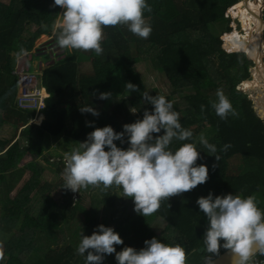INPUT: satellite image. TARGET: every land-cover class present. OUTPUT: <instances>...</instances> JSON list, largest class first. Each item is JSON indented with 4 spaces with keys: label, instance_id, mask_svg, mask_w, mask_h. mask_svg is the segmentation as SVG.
<instances>
[{
    "label": "trees",
    "instance_id": "obj_1",
    "mask_svg": "<svg viewBox=\"0 0 264 264\" xmlns=\"http://www.w3.org/2000/svg\"><path fill=\"white\" fill-rule=\"evenodd\" d=\"M229 1L147 0L153 9L145 13L152 27L149 38L141 39L123 26L107 27L102 41L104 52L100 56L92 51L71 49L67 53V49L61 48L58 61L36 72L49 94L44 120L36 124L31 123L34 112L16 106L19 85L18 68L12 67L13 59L17 58L14 53L24 48L28 52L24 57L46 54L50 59V44L60 48L51 25L62 9L52 7L54 0H0V127L9 124L15 131L13 139H0V264H85V258L76 253L81 233L90 236L101 224L121 235L124 244L115 246L117 252L125 246L139 250L145 240L156 237L163 243L183 246L187 264H206L227 250L221 247L215 255L208 253L203 245L208 221L196 204L199 197H206L210 192L214 197L228 193L243 197L255 195L258 207L264 211V120L256 113L249 94L238 88V79L243 87L254 81L251 69L255 64L249 57L248 42L258 36L257 3L255 0ZM226 2H229L232 32L230 20L221 10ZM262 5L263 0H259V6ZM222 20L228 24L224 33L230 32L224 37L228 55L222 35H215L211 30L213 23ZM45 24L48 29L42 26ZM43 36L51 39L38 46ZM258 38L250 45L255 50V61L262 62L264 47L259 52ZM80 55L92 62L90 73L80 71ZM142 62H150L164 74L172 100L185 106L180 108L174 104L182 126L193 132V140L174 139V149L183 143L195 142L204 133L209 143L217 146L216 155L220 156L217 167L213 168L217 163L215 158L197 143V150L201 152L197 164L207 165V182L163 200L154 213L175 235H158L145 216L130 209L133 201L123 197L122 189L115 186L107 191L91 186L81 189L77 200L75 193L63 189L64 161L52 160L45 147L49 137L83 142L94 130L86 126V121L99 128L111 126L119 133L123 125L141 119L145 108L151 109L142 100V93L160 95L158 89L148 90L135 70ZM119 67L126 81L139 90L130 94L126 91L123 102L112 112L106 108L105 100L98 97L114 88ZM217 89L223 90L237 116L229 115L227 120H221L215 115L209 101L216 99ZM128 104L138 111L137 115L128 109ZM201 105L205 106L203 112ZM83 106L95 107L100 115L81 114L79 107ZM115 143L121 148L128 146L126 142ZM225 144L231 147L220 151ZM28 155L32 158L31 165L21 167ZM51 162L61 177L58 184L44 178L47 171L44 164L49 166ZM59 189L63 196L56 200L54 191ZM83 198L91 199L89 209L82 205ZM99 207L108 213L102 222L97 217ZM105 260L104 264H117Z\"/></svg>",
    "mask_w": 264,
    "mask_h": 264
},
{
    "label": "clouds",
    "instance_id": "obj_2",
    "mask_svg": "<svg viewBox=\"0 0 264 264\" xmlns=\"http://www.w3.org/2000/svg\"><path fill=\"white\" fill-rule=\"evenodd\" d=\"M52 7L63 10L55 15L57 19L51 25L56 43L63 49L92 51L100 56L107 27L123 26L141 39L149 38L152 32L145 17L146 12L153 11L147 0H54ZM42 26L49 28L47 24ZM14 55L20 59L28 52L21 48ZM124 87L129 94L139 90L131 82ZM111 96L105 92L98 98L109 100ZM141 97L151 109L145 108L142 119L123 125L122 132L117 133L111 126L95 127L86 121V126L94 130L64 153L63 189L76 193L90 186L101 191L115 186L122 189L123 197L133 201L134 211L144 217L155 213L163 200L207 182V165L197 164L201 158L197 143L215 158L213 168L220 160L217 146L200 133L195 142L172 150L174 139L191 141L193 132L182 126L180 113L166 96L144 91ZM209 104L221 120L238 115L222 89H217L216 99ZM200 108L201 112L205 110L204 105ZM79 111L100 115L93 106L79 107ZM130 111L135 114L134 108ZM116 141L126 142L127 148L118 147ZM230 147L225 144L220 151ZM196 204L208 221L202 237L208 253L218 255L223 247L232 254L235 264H250L255 249L264 253V211L258 207L255 195L228 193L214 197L210 192L199 197ZM123 244L114 228L101 224L90 236L81 233L76 253L85 258V264H104L105 257L113 254L117 264H187L186 250L179 243L166 244L153 237L145 240L139 250L125 246L117 252L115 246Z\"/></svg>",
    "mask_w": 264,
    "mask_h": 264
},
{
    "label": "rangeland",
    "instance_id": "obj_3",
    "mask_svg": "<svg viewBox=\"0 0 264 264\" xmlns=\"http://www.w3.org/2000/svg\"><path fill=\"white\" fill-rule=\"evenodd\" d=\"M243 1L245 2L246 0H243ZM227 25H228L227 21H225V20L218 21V22H215L211 25V30L215 35H222V37H223V33L225 31H227V29H226ZM230 25H231V21H229V27H230ZM232 30H233V28H231V31ZM50 39L51 38L49 36H43V37H41V39L38 40L37 45L39 46L42 43L49 41ZM263 40H264V36H263ZM253 51H255V50L253 49ZM251 52H252V50L249 53L250 59L252 57H254V53L251 54ZM60 54H62V51L60 53H58L57 56H56V54L55 55L50 54V57H51L50 59H47L46 54L45 55H36L33 58L23 57L22 59L19 60V63H18L19 68L18 69H19V71H21L22 69L27 70L29 67V71L31 73L37 74L36 72L38 70L43 69L47 65L52 64L53 61H58L60 59V57H59ZM227 55H228V52H227ZM263 57H264V55H263ZM260 61H261V59H260ZM254 63H255V61H254ZM79 64H80L79 65L80 71L82 73H86V74L90 73L93 69L92 62L89 60H86L83 57V55L79 56ZM261 64H262V62H261ZM259 67H257V65L255 63V65L251 69L253 72V77H254L253 83H247L243 87L242 81L238 78H236V79H238L240 81V83L238 84V88L240 90H242L243 92L249 94L250 99L253 101L254 109H255L256 113L264 120V80H262L260 73L256 72L257 70H259V71L261 70V72L264 73V66L262 64V69ZM36 68H37V70H36ZM135 70L139 73V75L143 79L148 90L158 89L160 95L166 96V98L168 100L173 102V105L178 104V106L180 108L181 107L185 108L184 105L180 104L179 102L176 103L175 100H172L171 92L169 90V86H168L166 77L164 76V74L162 72L155 70L152 67V65L150 64V62H147V63L142 62V63L137 64L135 66ZM253 77H252V80H253ZM232 80H235V79H232ZM126 83H128V82L125 79L124 72L119 67L117 69V72L115 75V83H114L115 86L111 91H109L112 94V96L109 100H105L106 108L109 109L110 111L113 112V110L117 107V105H119L123 102L124 94L126 92L124 86ZM113 101H116V102L113 103ZM175 105H174V110L176 107ZM127 107H128V109L131 108L129 106V104ZM123 111H125L124 108H123ZM137 114H138V111L135 110V115H137ZM142 117H143V115H141V119H142ZM38 119H37V124H39ZM48 139H50L49 144H47V140H46L45 147H47V149L49 150L50 155H52V157H53V159L52 158L51 159L54 161H59V160L64 161V159H63L64 153L70 151L73 147L77 146L74 143L77 141H74V140H71V139H68L65 137H61V138L49 137ZM54 144H55V146H53ZM170 148L172 150H175L173 143H171ZM26 157L24 158V160L20 164L21 167H25L26 165L29 164V161L32 160L31 157H28V158H26ZM52 165H54L53 162H51V164L49 166L46 163L44 164V167L47 166V171L44 174V178H45V181L51 182L53 184H58L60 182L61 177H59L56 174V171H55L56 167H54ZM76 194H77V197H76ZM54 196H55L56 200H61L62 196H63L61 189L54 191ZM74 197H76L78 200L80 198V191L76 192ZM80 201H81V203L85 209H89L90 202H91L90 198H86V199L83 198ZM263 204H264V198H263ZM130 207H131L130 209H134V203L130 202ZM107 214H108L107 211L106 210L104 211L103 208L99 207V209H97V217L99 218V220L101 222L104 221L105 218H107V216H108ZM145 217L151 222V224H153L154 231L158 235L163 236V235H167V234H171V233H172V235L176 234L174 231H172L168 227V225L163 220L158 218L154 213L151 215L145 216ZM120 237H121V235H120ZM105 259H106L105 262L107 261L109 263H113L115 261V258L113 255L106 256Z\"/></svg>",
    "mask_w": 264,
    "mask_h": 264
},
{
    "label": "built area",
    "instance_id": "obj_4",
    "mask_svg": "<svg viewBox=\"0 0 264 264\" xmlns=\"http://www.w3.org/2000/svg\"><path fill=\"white\" fill-rule=\"evenodd\" d=\"M229 2L224 3L221 7V10L224 12L225 18L231 21L230 27L233 28V25H232L233 22L229 17V9L227 8ZM260 10H261L260 15L263 16L264 15V0H263L262 7H260ZM229 33L230 32L224 33L222 37L223 46H225L224 50L226 53L228 52V50L226 49L227 46H226V40L224 37L225 35ZM17 75H18L19 90H18V95L16 99V106L20 110L34 112L35 117L32 119L31 123L37 124V119L41 116L42 117L44 116L43 112L46 109V101L49 98L48 91L40 83L37 74H33L30 71L25 70V69H22L21 71L17 69ZM76 197H77V194H76ZM250 264H264V253L258 252L256 255L251 257Z\"/></svg>",
    "mask_w": 264,
    "mask_h": 264
},
{
    "label": "water",
    "instance_id": "obj_5",
    "mask_svg": "<svg viewBox=\"0 0 264 264\" xmlns=\"http://www.w3.org/2000/svg\"><path fill=\"white\" fill-rule=\"evenodd\" d=\"M63 11V10H62ZM264 16V15H263ZM263 16H261V20L262 22H264V18ZM263 35H264V29H263ZM225 45V44H224ZM50 52H51V55H53V51L54 52H58L60 50H62L61 48H58L56 47V44H50ZM224 49H225V46H224ZM67 53H69V49H67ZM264 59V57H263ZM18 61L19 59L17 58H14L13 59V62H12V67L14 69L18 68ZM264 61V60H263ZM29 71V67L27 69ZM258 252H260L258 249H255L253 251V253L251 254V257H253L254 255H256ZM250 257V258H251ZM208 264H235V261H234V257L232 256V254L229 252V251H225L224 253H222L220 256H218L217 258L211 260L210 262H208Z\"/></svg>",
    "mask_w": 264,
    "mask_h": 264
},
{
    "label": "bare ground",
    "instance_id": "obj_6",
    "mask_svg": "<svg viewBox=\"0 0 264 264\" xmlns=\"http://www.w3.org/2000/svg\"><path fill=\"white\" fill-rule=\"evenodd\" d=\"M255 2L257 3V9H256V14H255V17H256V19L258 20V23L256 24V27H257V34H258V36L255 38V39H257L258 37H259V35H260V42H261V46H260V48H259V52H260V50H262V48L264 47V40H263V29H262V20H261V15H260V12H261V10L259 9V0H255ZM258 38V39H259ZM255 39H252V40H250L249 42H248V46H249V53H250V50H252V52H251V54H253L254 53V51H253V48L251 49V42L252 41H254ZM251 56V55H250ZM252 57V56H251ZM253 58V57H252ZM251 58V60H253V62L255 61V59L253 58L252 59ZM255 63H256V65H257V63H258V65L260 66L259 68H261L262 69V64H263V66H264V61H263V57H262V64H261V62L259 61V60H257V62L255 61ZM254 63V64H255ZM258 65H257V67H258ZM257 73L259 72L260 73V76L262 77V80H264V73H262L261 72V70L259 71V70H257L256 71ZM259 77V76H258Z\"/></svg>",
    "mask_w": 264,
    "mask_h": 264
},
{
    "label": "crops",
    "instance_id": "obj_7",
    "mask_svg": "<svg viewBox=\"0 0 264 264\" xmlns=\"http://www.w3.org/2000/svg\"><path fill=\"white\" fill-rule=\"evenodd\" d=\"M38 120H39L38 121L39 123L43 122L44 116H43V118H42V116L39 117ZM14 137H15L14 127L10 126L9 124L8 125L5 124L2 127H0V139L1 138L13 139ZM53 146H55V144ZM28 157H30V156L28 155L26 158H28ZM28 165H31V161H29Z\"/></svg>",
    "mask_w": 264,
    "mask_h": 264
},
{
    "label": "flooded vegetation",
    "instance_id": "obj_8",
    "mask_svg": "<svg viewBox=\"0 0 264 264\" xmlns=\"http://www.w3.org/2000/svg\"><path fill=\"white\" fill-rule=\"evenodd\" d=\"M49 49H50V47H49ZM61 52V50L60 51H58V52H55V54L57 55L58 53H60Z\"/></svg>",
    "mask_w": 264,
    "mask_h": 264
}]
</instances>
